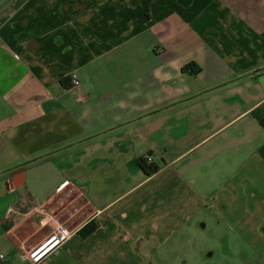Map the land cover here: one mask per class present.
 <instances>
[{"label": "crops", "instance_id": "obj_1", "mask_svg": "<svg viewBox=\"0 0 264 264\" xmlns=\"http://www.w3.org/2000/svg\"><path fill=\"white\" fill-rule=\"evenodd\" d=\"M39 206L76 229L45 264H204L198 241L264 236V0H0L11 264Z\"/></svg>", "mask_w": 264, "mask_h": 264}, {"label": "built area", "instance_id": "obj_2", "mask_svg": "<svg viewBox=\"0 0 264 264\" xmlns=\"http://www.w3.org/2000/svg\"><path fill=\"white\" fill-rule=\"evenodd\" d=\"M70 80L73 87H79L80 80L76 73L71 74ZM147 161L152 162L151 156L147 157ZM24 216L35 217L41 227L49 230L44 239L27 250V258L31 264H45L51 261L60 253L63 244L76 233V229L71 228L68 219L56 214L50 206L33 207ZM0 264H11L5 253L0 252Z\"/></svg>", "mask_w": 264, "mask_h": 264}, {"label": "rangeland", "instance_id": "obj_3", "mask_svg": "<svg viewBox=\"0 0 264 264\" xmlns=\"http://www.w3.org/2000/svg\"><path fill=\"white\" fill-rule=\"evenodd\" d=\"M53 205L55 208L57 207V204L53 203ZM61 208H70V211H73L76 207L71 206L69 203L65 207L61 206ZM45 231L47 233V228ZM41 233L44 234L42 231ZM250 239H252L251 242L236 241L237 239L232 236L219 240L205 239L204 241H198V247H201L204 254L203 258L206 260L204 264H264V236L256 234V237ZM184 249L189 251L190 247ZM182 251L181 248L178 250L180 253L174 251L169 264H186L183 262ZM175 257L179 261L173 260Z\"/></svg>", "mask_w": 264, "mask_h": 264}, {"label": "trees", "instance_id": "obj_4", "mask_svg": "<svg viewBox=\"0 0 264 264\" xmlns=\"http://www.w3.org/2000/svg\"><path fill=\"white\" fill-rule=\"evenodd\" d=\"M135 12L137 13V16L139 17L140 21L145 22L147 20H149L151 12H150V1L145 2L141 7L136 8ZM189 66L184 67V69H188ZM197 71V69L195 70V72ZM142 164L143 166H145V168L149 171V173L153 174L157 171V167L151 166L150 163L147 164L142 159Z\"/></svg>", "mask_w": 264, "mask_h": 264}]
</instances>
